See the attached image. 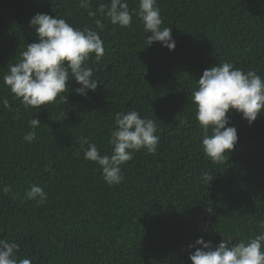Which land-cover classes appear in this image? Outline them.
Masks as SVG:
<instances>
[{"label": "trees", "instance_id": "trees-1", "mask_svg": "<svg viewBox=\"0 0 264 264\" xmlns=\"http://www.w3.org/2000/svg\"><path fill=\"white\" fill-rule=\"evenodd\" d=\"M100 3L110 0H91V10ZM79 5L0 0V238L16 242L18 258L31 264H191L195 248L188 246L197 238L215 247L257 235L264 223V111L251 124L227 113L238 142L214 164L203 154L191 96L203 71L221 62L264 78V0H157L172 51L160 42L145 47L135 15L124 28ZM128 5L136 9L138 0ZM37 13L99 33L104 55L87 61L95 91L78 94L71 80L65 102L25 109L3 84L8 67L37 41L29 26ZM132 110L156 123L160 142L154 154L134 152L122 165L123 181L109 186L84 160L80 141L110 155L115 114ZM34 118L40 125L29 143L22 138ZM205 172L214 177L208 185ZM33 185L47 194L45 204L27 198Z\"/></svg>", "mask_w": 264, "mask_h": 264}, {"label": "clouds", "instance_id": "clouds-1", "mask_svg": "<svg viewBox=\"0 0 264 264\" xmlns=\"http://www.w3.org/2000/svg\"><path fill=\"white\" fill-rule=\"evenodd\" d=\"M90 3L91 0H80L79 5L87 10L89 17L99 12L112 25L126 28L135 15L143 25L145 36L150 33L146 39L144 36L145 47L160 42L169 51L175 49L171 28L161 27L163 20L157 0H138V7L131 11L128 0L100 3L96 11L91 10ZM95 24L103 29L101 20H96ZM29 26L34 29L37 41L27 44L21 59L10 65L3 76V84L20 99L25 109L55 103L58 97L65 102V95L61 94L68 89L71 80L80 85L75 89L78 94L86 95L96 90L99 84L93 79V70L87 66V61L93 55L96 59L104 55V42L97 31L88 27L75 28L63 18L43 13L31 17ZM191 99L195 105V119L203 133V154L214 164L225 162L238 142L236 128L226 126L229 124L227 113L235 110L249 124L254 122L264 111V78L254 70L244 71L230 62L217 63L203 71ZM2 103L6 108L9 106L7 99ZM114 123L108 140L110 155L101 154L97 145L87 138L80 141L84 160L102 170L103 181L109 186L123 181L122 165L133 158L134 152L144 149L147 154H154L160 142L156 123L142 118L135 110L117 112ZM29 125L32 130L22 139L30 143L36 139L35 130L40 121L34 118ZM201 178L208 185L214 177L205 172ZM9 191V187L3 188V192ZM27 198L41 205L46 203L47 194L39 185H33ZM260 228L254 237L231 243L221 240L215 247L211 241L197 238L188 246L195 248L188 258L191 264H264V223ZM18 251L16 242L0 238V264H31L28 258H18Z\"/></svg>", "mask_w": 264, "mask_h": 264}]
</instances>
